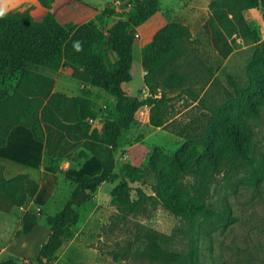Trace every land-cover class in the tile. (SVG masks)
<instances>
[{
    "label": "rangeland",
    "instance_id": "rangeland-1",
    "mask_svg": "<svg viewBox=\"0 0 264 264\" xmlns=\"http://www.w3.org/2000/svg\"><path fill=\"white\" fill-rule=\"evenodd\" d=\"M83 1L92 7L87 14L79 15L68 7L54 17L60 24L67 21L93 23L102 35L97 50L105 62L112 65L115 58L106 46L107 31L115 22L131 14L134 0ZM212 1L159 0L157 12L164 21V13L170 10V19L185 25L190 32L183 43L182 56L174 63V70L182 76L183 83L177 89L165 91L170 114L163 126L153 127L148 121L149 106L144 105L136 111L133 124L122 133L114 152V172L118 178L114 183L100 184L90 200L77 209V223L65 229L61 245L45 264H264V176L257 190H252L244 182L247 172L240 166L231 169L220 165L223 169L210 174L206 200L217 213L228 212L232 220L227 223L200 218L193 228L162 207L155 193L160 181L171 179L172 160L185 158L194 143L210 128L213 129L211 140L220 135L219 129L212 127L216 114L225 106L226 113H234L238 103L234 101L230 79L245 87L248 67L262 72L257 58L264 44L262 12H237L233 8L224 11L225 26L237 25L231 36L234 49L226 58H221L218 32L209 23L210 19L216 18L214 7L210 8ZM22 11H27L35 21H40L46 13L39 0H0V13ZM144 23L132 30L136 39ZM240 26L255 28L259 41L239 37ZM28 39L15 29L0 31L1 64L7 65V53L15 43ZM39 71L51 79L52 92L68 97L82 96L90 102L95 112V117L87 119L91 126L116 117L115 99L74 77L70 68L62 65L54 72ZM141 73V63L135 55L128 87L138 99H145L150 94L143 85ZM18 75V72L0 65V141L3 136L2 113L13 114L6 109V97L12 94ZM156 93L159 96L160 89ZM10 116L17 118L15 114ZM247 121L253 132L254 153L264 170V109ZM33 140L30 130L17 124L12 126L0 146L4 177L25 174L38 186L35 195L22 206H10L7 212L0 210L18 219L14 234L8 227L0 228V262L11 259V264H25L26 260L35 259L40 249L38 243H44L50 232L46 218L62 208L84 176H92L99 170L95 157L82 150L86 157L78 158V149L73 158L49 157L45 163L44 141H39L43 145L40 159L32 157L23 163L10 157L17 150L14 146ZM25 150L29 151V148ZM134 174L138 177L135 178ZM188 174H179L177 180L181 187L191 192L199 184L202 172L199 176ZM122 178L129 182L133 199L137 198L136 189L145 195L136 211L123 210L111 202L110 192ZM23 217L29 221L37 220L39 231L34 230L22 244L23 248L28 247L21 251L24 255L20 254L18 243L23 235H18ZM194 248L197 253L191 259Z\"/></svg>",
    "mask_w": 264,
    "mask_h": 264
},
{
    "label": "trees",
    "instance_id": "trees-1",
    "mask_svg": "<svg viewBox=\"0 0 264 264\" xmlns=\"http://www.w3.org/2000/svg\"><path fill=\"white\" fill-rule=\"evenodd\" d=\"M39 2L46 9L40 21L33 20L27 11L0 13V31L15 29L20 36L29 38L9 49L7 65L1 64L0 55L2 67L7 66L19 73L12 94L6 97V109L17 118L10 116L13 114L2 113L3 136L0 146L4 144V138L12 126L21 124L30 130L34 140L44 141L45 163L49 157L73 158L78 149V158L86 157L82 150L87 151L97 160L99 170L95 175L84 176L62 208L46 218L49 235L35 259H28L25 264H45V260L61 245L65 229L77 223V209L90 200L100 184L116 181L118 175L114 172V152L122 133L133 124L136 111L144 105L149 106V124L161 127L166 123L170 107L165 91L177 89L183 83L182 76L174 70V63L182 56L183 43L190 36L185 25L170 19V10L164 13L166 23L140 49L143 85L150 95L138 99L127 85L131 81L132 44L135 39L132 30L158 11L159 0H134L131 14L108 29L106 46L115 58L112 65H108L97 50L102 35L93 23L67 21L60 24L54 17L68 7L79 15H85L92 10L90 5L83 0ZM210 4V8L214 7L216 18L210 19L209 23L218 32L217 40L221 43L219 54L221 58H226L234 49L231 36L237 24L225 26L224 11L230 8L237 12L258 10L264 17V0H214ZM238 31L241 33L239 37L259 41L257 30L253 27L240 26ZM257 58L262 72L248 67V84L245 87L230 79L234 101L238 103L234 113H226L225 106L216 114L212 127H217L220 135L211 140L213 129L207 130L185 158L172 160L171 179L160 181L155 188L160 205L193 228L200 218L203 221L214 218L222 223L232 220L227 211L217 213L206 200L209 176L223 169L220 165L231 169L242 167L247 172L244 182L252 190H257L264 176L261 160L254 153L251 141L253 132L247 121L249 117H257L264 109V44ZM62 65L70 68L73 76L88 86L112 96L115 99L116 117L91 126L87 119L95 117V112L87 99L52 92L51 79L39 69L54 72ZM157 89H160L159 96ZM2 172L3 166H0V210L7 212L10 206H22L30 200L38 186L25 174L6 178ZM188 173L199 176V184L191 192L181 187L177 180L179 174L190 175ZM134 176L138 177L136 174ZM110 195L115 206L131 212L140 207L145 197L140 189H136L137 198L133 199L129 182L124 178L112 188ZM36 223L35 219L29 221L23 217L18 235L28 233ZM196 253L197 249L194 248L191 259ZM0 264H11V259Z\"/></svg>",
    "mask_w": 264,
    "mask_h": 264
},
{
    "label": "crops",
    "instance_id": "crops-1",
    "mask_svg": "<svg viewBox=\"0 0 264 264\" xmlns=\"http://www.w3.org/2000/svg\"><path fill=\"white\" fill-rule=\"evenodd\" d=\"M166 22L164 21V19L162 18V15L158 12L154 13V15H152L145 23H144V28L142 29L140 36L138 39H134V42L132 44V59L133 57L136 55L137 59L140 61V49L141 47L149 42L153 36V34L160 28L162 27ZM141 75H144V72L142 70ZM129 84V83H128ZM127 84V85H128ZM129 86V85H128ZM15 149L17 148V150H14L11 154L10 157L26 163L28 159H31L32 157L34 158H41L42 157V150H43V145L41 142L33 140V141H27L25 143H23L22 145H20L19 147L16 145L14 146ZM20 148H23V150H18ZM25 148H29V151L25 150ZM32 148H34V150H32ZM63 164H65V162H63ZM84 164V163H83ZM96 168L98 170V165H96ZM96 174V173H95ZM93 174V175H95ZM17 224H18V219L8 213H4L2 211H0V228L1 227H8L11 229V234H14L15 229L17 228ZM38 225L34 226L32 228V230L27 233V234H23L19 237V249H20V254L24 255L23 252H21L24 248H28L27 246H25L24 248L22 247V244L27 242V240L29 239L30 235L32 232H34V230H38ZM39 232V231H37ZM9 233V232H8ZM41 234V233H40ZM40 237V235H39ZM38 248H40L41 246V242L38 243ZM37 248V249H38Z\"/></svg>",
    "mask_w": 264,
    "mask_h": 264
}]
</instances>
